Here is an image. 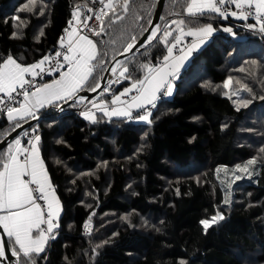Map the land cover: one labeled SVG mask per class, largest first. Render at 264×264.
Returning a JSON list of instances; mask_svg holds the SVG:
<instances>
[{
    "label": "trees",
    "instance_id": "obj_1",
    "mask_svg": "<svg viewBox=\"0 0 264 264\" xmlns=\"http://www.w3.org/2000/svg\"><path fill=\"white\" fill-rule=\"evenodd\" d=\"M109 2L122 18L113 23L106 9L104 32L91 35L98 62L87 89L132 37H141L157 4L128 0L125 12L124 0ZM189 2L165 0L157 37L117 66L127 68V78L115 93L143 78L145 65L163 60L176 33L173 21L214 29L150 122L103 113L89 120L73 100L60 111L43 107L34 126L20 132L35 127L61 204L56 235L28 264H264V32L252 19L242 27L240 18L211 11L189 15ZM82 5L90 4L0 0V63L11 56L31 64L51 54ZM166 26L173 31L168 45L160 39ZM14 128L1 116L0 140ZM217 212L223 219L205 229L201 222ZM26 260L19 257L20 264Z\"/></svg>",
    "mask_w": 264,
    "mask_h": 264
},
{
    "label": "snow or ice",
    "instance_id": "obj_2",
    "mask_svg": "<svg viewBox=\"0 0 264 264\" xmlns=\"http://www.w3.org/2000/svg\"><path fill=\"white\" fill-rule=\"evenodd\" d=\"M104 7L95 14V20L99 21V29H91L94 35L99 36L104 32V18L109 17V11L112 13L113 23L122 17L116 13V5L109 2L104 3V0H98ZM232 4L236 9L240 10L238 18L248 19V15L244 14L243 9H249V15L254 8L256 13L257 23L260 25V31L264 32V0H245L241 3L238 0H191L187 5V13L189 15H203L206 11H211L219 14L225 20L229 16H237L236 11H227L226 6ZM108 9L109 11H105ZM128 0H124L123 10L127 12ZM91 11V9L89 10ZM74 18L77 19V23L82 27L87 28V20L92 17H87L86 20L80 21L79 8L74 12ZM177 27L175 31L179 32V35L174 37L168 47V56L163 58L164 68H152L145 65L147 69V75L144 80L136 81L132 84L131 89H126L121 95H127L133 89L136 90L137 95L132 96L131 102H125L121 100L120 96H116L112 101L113 104L121 103L127 105L126 109H113L112 111H106L108 116H129L131 115L130 109H144L150 105L155 107V101L158 99L157 93L163 91L164 95L171 94V85L167 82V77L172 73L166 72L165 68L169 66V58L172 55V49L181 41L182 37L197 36L199 34L207 35L213 31L211 26L200 28L196 31H185L183 27V21H173ZM71 30H65L68 37V47L66 53L62 54L56 52V57L62 56L60 59H55V62L48 69H45L43 65L49 62L50 57L45 56L41 61L30 66H22L17 63L15 59L9 56L6 60L0 63V112L6 111L7 119L9 121H17L18 118L23 119L27 116L35 118L32 109L34 107H42L45 103L52 104L58 100H71L76 97L78 91L82 90L89 78L91 77L95 65L92 63L97 56L96 44L87 35L78 34L77 27H72V21H69ZM255 27V25H250ZM145 31H148L145 29ZM159 26H155L151 30V34L146 38L145 42H149L157 37ZM224 31L230 32V28H225ZM172 35V31L166 30L160 37L163 43L168 45V37ZM132 43H128L124 48V52L130 51L135 46V37H132ZM203 42V41H201ZM61 46L63 47V38L61 40ZM144 45L141 44L140 47ZM195 43L192 48H195ZM191 48L189 52H191ZM123 53H121L122 55ZM121 65V61H115V65L111 68V72L116 74L117 66ZM66 66L65 71H60L61 68ZM45 71L58 72L59 79L53 80L51 83H45L41 85L34 84L35 77L41 75ZM127 68L122 67L119 72V78L115 82H119L121 78H127ZM154 73V75H153ZM26 76L30 78L26 79ZM112 83V82H109ZM99 83L90 91L95 92L97 88H100ZM225 87H228L225 84ZM17 89L22 90L19 95L23 96V103H20L19 108L12 105L17 103L14 93H17ZM34 89V90H33ZM108 89L105 88L104 91ZM84 97H79L78 101L83 103ZM246 106V105H245ZM93 107L97 105L93 104ZM101 110H104L105 106H99ZM150 111H146V114L141 116L140 119L146 122H150ZM86 118L93 119V116L85 113ZM15 128H22L19 122L15 123ZM15 130V129H13ZM10 135V133H9ZM23 135H28L27 132H23ZM5 143L7 141L5 140ZM29 147H21V139L17 138L14 141V145H9L7 152L4 154L2 164H0V227H2L4 236H0V257L7 259L5 255V247L13 257L27 258L25 264L31 260L33 254H40L44 251V246L49 238V235L53 228L58 226V211L59 202L54 195V190L51 188L50 180L47 176L46 169L44 167L43 160L39 155V137L35 136L33 140H29ZM23 157V159H21ZM251 163H254L252 161ZM27 177V179H26ZM35 186V187H33ZM38 200H42L45 204L44 207L38 203ZM215 217L213 221H215ZM220 219H223L221 216ZM205 229L209 227L208 221L201 222ZM87 226V225H86ZM35 233V235H33ZM14 238V240H12ZM12 240L11 243L8 241ZM17 264H20L17 259Z\"/></svg>",
    "mask_w": 264,
    "mask_h": 264
},
{
    "label": "built area",
    "instance_id": "obj_3",
    "mask_svg": "<svg viewBox=\"0 0 264 264\" xmlns=\"http://www.w3.org/2000/svg\"><path fill=\"white\" fill-rule=\"evenodd\" d=\"M88 1H89V4L90 5L89 6L82 5V6H84V8H83V11L82 12L79 10V17H78V19L80 21L86 20L87 17H92V19H88L87 20L88 27L87 28H84L80 24H78L77 23V19L74 18V15H73L74 13H73L70 16L69 20H68V24H67V27L65 28V30L66 29H68L69 31L71 30V28L69 26V21H72V27H77L78 28V30H79L78 34H80V35H87L88 37H90L93 34V32L91 31V29H97V30L99 29L100 23H99V21H96L95 20V14L98 13L104 7V5L102 3H99L98 0H88ZM109 1L110 0H104V3H109ZM238 2H241V0H238ZM226 8H227V11H229V12L236 11L238 13L237 16H239L240 10L239 9H236L234 5L228 4L226 6ZM90 9H91V11H89ZM104 10H106V9H104ZM76 11L77 10H75V12ZM86 11H87V13H86ZM243 11H244V14L245 15H248V19H252V20H254L257 23L256 13H255V9L254 8L251 10V14L250 15H249V9L244 8ZM248 19H246V20L245 19H242L244 21L241 24L242 27L245 25V22ZM65 37H66V32L64 31V33L59 38V41H58V44H57L56 49L51 54L47 55V57H50L52 59H50L49 62H46L43 65V67L45 69L50 68L52 66V64L55 62V59H60L62 61V56L61 57H56L55 54H56V52H60L62 54L66 53L67 47H68V43L65 41ZM62 38H63V47L61 46V40H62ZM194 41L195 40H194V38L192 36H188L186 38L181 39V41L172 49V55H176V54H178V53H180V52H182L184 50H189L190 48L192 49L191 50V53H194L197 50V49H193L192 48V45H193ZM170 44L168 45V47L170 46ZM167 52H168V48H167ZM42 59H40L39 61H41ZM39 61H37L35 63H32V65L38 63ZM160 64H161V61L157 62L154 65V67H157ZM65 69H66V66L64 68H61L60 71H63ZM57 73L58 72H51V73H49V72L45 71L41 75H38V76L35 77L34 84L41 85L42 83H44L46 80H48L49 78L53 77ZM28 78H30V77L29 76H26V79H28ZM118 78H119V73L115 76V78H113L112 83L108 87H106L108 90L107 91H102L99 95H97V97L102 96V95H111V94H113L115 92V89H116V86L118 85V83H120L124 79V78H121L119 80V82L117 83L115 81ZM21 91L22 90L17 89V93H14V95L16 97L17 103L13 104L12 105L13 107L17 106L19 104L20 100L22 99L23 96L22 95H19V93ZM134 92L131 91V92H129V94L131 95V93H134ZM0 95H3V94H0ZM166 97H167V95H164L163 94V91H162V92H160L158 94V99L154 102L155 103V107H152V106L148 105L144 109L134 110V108H133V109H130V113H131L132 116H134L136 114H138V115H145L146 114V111H150L152 113L154 111V109L157 107L159 101L162 100V99H165ZM93 100H95V98H93L91 101H93ZM125 102H129V101L126 100ZM61 109H62V107L55 108V110H57V111H60ZM40 110H41V108L39 106L33 108V113H34V116L35 117L42 116L40 114ZM6 114H7L6 111H2V112H0V117L3 116V115H6ZM35 136H38V133H36V132H29L28 135L25 136V139H24V141L22 143V146L23 147H29V145H28L27 142L29 140H33V138ZM26 179H27V177H26ZM33 187H35V186H33ZM37 202L40 203L42 207L45 206V204H44V202L42 200H38ZM89 227H90L89 222H87L83 226V233L84 234H88L89 233ZM48 235H49V240H50L51 239V233L48 234Z\"/></svg>",
    "mask_w": 264,
    "mask_h": 264
},
{
    "label": "crops",
    "instance_id": "obj_4",
    "mask_svg": "<svg viewBox=\"0 0 264 264\" xmlns=\"http://www.w3.org/2000/svg\"><path fill=\"white\" fill-rule=\"evenodd\" d=\"M190 2H191V0H190ZM189 2V3H190ZM205 2H207V0H205ZM241 2L243 3V2H245V0H241ZM252 2L253 3H255V0H252ZM234 18H238L237 16H233ZM177 27V26H176ZM204 27H207V26H204ZM204 27H200V28H204ZM200 28H186V27H184V29H185V31L187 32L188 30H193V31H196V30H198V29H200ZM212 28V27H211ZM213 29V28H212ZM173 32V31H172ZM213 33H214V29H213V31L211 32V33H209V34H207V35H203V34H199V35H197V36H192L193 38H194V43H195V45H196V47L195 48H193V49H199L204 43H206L209 39H210V37L213 35ZM177 35H179V32L178 31H176V33H175V36H177ZM174 36V37H175ZM186 37H188V35H185V36H183L182 37V39L183 38H186ZM88 38H90V37H88ZM90 39H92V38H90ZM93 40V42L95 43V41H94V39H92ZM65 41L68 43V37H67V35H66V37H65ZM201 41H203V42H201ZM193 43V44H194ZM96 44V43H95ZM96 50H97V55H98V48H97V44H96ZM169 55V53L168 52H166V54H165V56H168ZM191 56H192V53L191 52H189V50H184V51H182V52H180V53H178V54H176V55H171V57L169 58V66L167 67V68H165V71L166 72H170V73H172L171 75H169L168 77H167V82L171 85V94L170 95H167V97L166 98H168V97H171V95L173 94V91H174V89H175V82H176V80H177V76H178V74L189 64L188 62L190 61V58H191ZM14 59V58H13ZM16 60V59H15ZM17 61V60H16ZM97 56H96V59L92 62L94 65L95 64H97ZM17 63H19V64H21L22 66H30L31 64H22V63H20V62H18L17 61ZM150 67H152V68H164V64H163V60L161 61V64L159 65V66H157V67H153V66H150ZM95 69V68H94ZM66 70V69H65ZM65 70H63V71H65ZM94 74V71H93V73H92V75ZM92 75H91V77H92ZM146 75H147V73H146ZM145 75V76H146ZM153 75H154V73H153ZM145 76L143 77V80L145 79ZM91 77L89 78V80L87 81V84H86V86L82 89V90H84V89H87V85L91 82ZM60 77H59V74H57V75H55L53 78H51V79H49V80H47L46 82H44L43 84H45V83H51L53 80H56V79H59ZM100 80V79H99ZM99 80L97 81V83L99 82ZM136 82V81H135ZM134 83V82H133ZM133 83H131L130 85H128L127 87H125V88H123V89H121V90H119L117 93H115V94H113V95H108V96H99V97H97L94 101H92V102H90L89 100L87 101V100H84V105H89V108H87L86 110L85 109H82L81 110V115L84 117L85 116V113H88L89 115H91V116H93V119L96 117V114L97 113H103V114H105V112L106 111H112L113 109H126L127 108V105H124V104H121V103H116V104H113L112 103V101L114 100V98L116 97V96H120L121 97V100L122 101H126V100H128L129 102H131V98H132V96H135V95H137V92H136V90L135 89H133L132 90V92H134V93H131V95L128 93L127 95H121L122 93H124L125 92V90L126 89H131V87H132V84ZM82 90H80V91H78L77 92V94H79ZM76 94V95H77ZM157 96H158V93H157ZM78 98L79 97H77V103L78 104H80V102L78 101ZM72 100V99H71ZM67 101H69V100H67ZM66 101V102H67ZM24 102V100H23V98L21 99V102L20 103H23ZM20 103L18 104V106H16L17 108H19V106H20ZM63 103H65V101L64 100H58V101H55L54 103H52V104H47V103H45L42 107H40V108H43V107H45V108H47L48 106H52V107H55L56 105H62ZM92 103H94L95 105H97V107H93V104ZM91 104V105H90ZM83 105V106H84ZM100 105H104L105 106V108H104V110H101L100 109ZM81 106V105H80ZM52 107H49V108H52ZM134 110H137V109H135L134 108ZM130 111V110H129ZM33 112V111H32ZM106 115V114H105ZM108 116V115H107ZM131 116V115H130ZM141 116H143V115H137V116H135V120L136 121H138V122H146V121H144V120H141L140 119V117ZM110 117V116H109ZM111 117H129V116H111ZM6 118H7V115H6ZM31 118V116H27V117H25V118H23V119H20V118H18L17 119V121H9L8 119V122L10 123H16V122H19L20 124H22V123H24V122H26V121H28L29 119ZM86 118V117H85ZM149 118H150V116H149ZM86 119H88V118H86ZM93 119H89V120H93ZM32 126H34V124L32 125ZM35 127H32L31 128V130L32 129H34ZM17 138H19V139H21V143H22V141H23V138H24V135H23V133H19V135L17 136ZM17 138H15V139H17ZM15 139L12 141V142H10L9 143V145H14V141H15ZM21 147H22V145H21ZM6 153V151H4V153H3V155H2V158L4 157V154ZM39 155H40V151H39ZM40 158H41V155H40ZM21 159H23V157H21ZM42 159V158H41ZM45 167V166H44ZM0 170H2V168H0ZM48 176V175H47ZM49 178V177H48ZM51 188L54 190V188H53V186L51 185ZM54 195H55V197L58 199V197H57V194H56V192H55V190H54ZM58 202H59V211H58V217H59V215H60V213H61V204H60V201H59V199H58ZM3 213L2 212H0V215H2ZM57 227V226H56ZM56 227H54L53 228V234H52V236L54 237L55 235H56V233H54L55 232V229H56ZM33 235H35V233L33 234ZM12 240H14V238H12ZM12 240H10L9 241V243H11L12 242ZM47 241H48V239H47ZM47 241H46V243H45V246H44V251H45V249H46V247H47ZM43 251V252H44ZM42 252V253H43ZM41 254V253H40ZM37 254H33L32 255V257L33 256H36ZM39 255V254H38ZM20 257H23V255H21ZM23 258H25V257H23ZM25 259H27V258H25ZM0 264H4L3 263V261L0 259Z\"/></svg>",
    "mask_w": 264,
    "mask_h": 264
},
{
    "label": "water",
    "instance_id": "obj_5",
    "mask_svg": "<svg viewBox=\"0 0 264 264\" xmlns=\"http://www.w3.org/2000/svg\"><path fill=\"white\" fill-rule=\"evenodd\" d=\"M164 1L165 0H157V4H156L155 10H154L152 20H151L149 26L146 28L148 31H144V33L141 35V37L135 41V46L128 52H124V51L120 52L116 57H114L111 60V62L105 68V70H104V72H103V74H102V76L98 82L101 85V87L97 88L95 92L90 91V89H84L77 95L85 96V98L90 99L92 97L99 95L106 88V86L110 85L109 82H111V80L114 77V74L111 72V68L115 65V61H119L121 58L126 56L128 53H130L134 49L138 48L141 44H143L146 41V38L151 34L152 28L157 25V22L159 20L160 15H161V11L163 8ZM121 53H123V54L121 55ZM77 95H76V97H77ZM74 99H75V97L73 98V100ZM73 100H69L66 103H64L63 105H66L67 103H69ZM36 121H37V118H32V119L22 123L21 124L22 128H14L15 130H11L9 132L10 135H9V133L6 134L0 140V150L3 149L6 144L11 142L13 139H15L21 131H23L26 128H29ZM5 140L7 141V143H5ZM4 235L5 234L3 233L2 227H0V236H4ZM5 255L7 256V259L0 257V259L3 261L4 264H17L16 257H13L11 255V253L7 249V246L5 247Z\"/></svg>",
    "mask_w": 264,
    "mask_h": 264
},
{
    "label": "rangeland",
    "instance_id": "obj_6",
    "mask_svg": "<svg viewBox=\"0 0 264 264\" xmlns=\"http://www.w3.org/2000/svg\"><path fill=\"white\" fill-rule=\"evenodd\" d=\"M120 72V71H119ZM94 104V103H93ZM84 104H82L81 106H80V108L81 109H87V108H89V105H87V106H83ZM91 105V104H90ZM124 105H126V104H124ZM84 117H86V116H84ZM239 135H240V138L241 139H243V136H242V134H241V132H239ZM222 216V213L221 212H217V214L216 215H214L212 218H210V219H207V220H204V221H208L209 222V225H211V224H213V223H215L218 219H220V217ZM216 218L215 219V221H213V218Z\"/></svg>",
    "mask_w": 264,
    "mask_h": 264
},
{
    "label": "bare ground",
    "instance_id": "obj_7",
    "mask_svg": "<svg viewBox=\"0 0 264 264\" xmlns=\"http://www.w3.org/2000/svg\"><path fill=\"white\" fill-rule=\"evenodd\" d=\"M115 81V80H114Z\"/></svg>",
    "mask_w": 264,
    "mask_h": 264
}]
</instances>
